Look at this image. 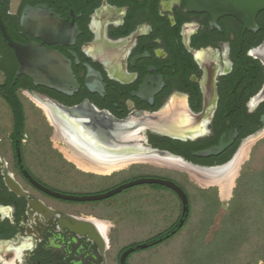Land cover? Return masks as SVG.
I'll return each mask as SVG.
<instances>
[{"label": "flooded vegetation", "instance_id": "af4514ba", "mask_svg": "<svg viewBox=\"0 0 264 264\" xmlns=\"http://www.w3.org/2000/svg\"><path fill=\"white\" fill-rule=\"evenodd\" d=\"M59 22L68 30L60 32ZM2 28L13 43L60 54L76 86L58 91L19 74ZM68 109L81 110V122L91 119L94 133L98 123L110 140L111 118L131 132L139 116L156 117L162 128L132 132L127 140L133 148L114 154L131 159L127 166L98 175L68 158L90 162L74 156L63 138H73L77 149L98 153L105 162L113 160L112 145L96 148L100 135L86 134ZM223 136L231 141L221 153L195 155L217 146ZM262 136L264 10L250 29L232 16L188 12L185 0H0V264H155L154 254L144 253L162 238L146 244L124 239L126 226L138 219L107 218L111 205L82 207L35 184L57 192L53 185L66 170L104 180L150 159L167 164L188 209L183 214L181 200L166 188L177 203L163 236L168 239L189 218L190 190L239 219V202H245L238 197L240 180ZM188 172L205 184L191 188ZM226 172L229 196L221 198L218 180Z\"/></svg>", "mask_w": 264, "mask_h": 264}, {"label": "rangeland", "instance_id": "374dc122", "mask_svg": "<svg viewBox=\"0 0 264 264\" xmlns=\"http://www.w3.org/2000/svg\"><path fill=\"white\" fill-rule=\"evenodd\" d=\"M251 146L252 144L249 148ZM169 167L150 159L112 179L104 180L66 170L64 174L59 175L53 189L66 195L92 196L141 178L174 181L175 176ZM246 173V177L240 180L241 191L238 193V197L245 201L239 202V219L233 220L231 216L222 214L214 201L204 199L209 197L208 195L202 197V194L198 195L194 190H190V215L182 230L147 249L144 254H154L155 264L264 262V139L257 142L256 148L253 149L252 157L246 164ZM185 177L191 188L205 184V181L193 172L186 173ZM106 204L112 207L105 211L107 218L114 219L119 215L129 214V218L138 219V224L126 226L124 239L139 244H146L151 239L164 235L174 221V218H171V209L176 210L177 207L169 190L158 189L154 185L135 186L104 200L78 203L82 207L93 206L101 209Z\"/></svg>", "mask_w": 264, "mask_h": 264}, {"label": "water", "instance_id": "95a60500", "mask_svg": "<svg viewBox=\"0 0 264 264\" xmlns=\"http://www.w3.org/2000/svg\"><path fill=\"white\" fill-rule=\"evenodd\" d=\"M185 10L188 12L207 13L213 18L232 16L236 18L240 23H242L246 28L251 29L255 25V19L257 14L264 10V0H185ZM66 30H68V25L59 22V31L62 32ZM2 31L5 39L8 41V45L14 50L15 56L18 59L19 74H25L31 79H33L36 83L51 87L58 91H65L71 86H76V82L73 78V74L70 69V64L60 54L34 44L21 46L17 43H13L8 37L5 29L2 28ZM73 36L74 34L71 35V38ZM36 70L37 72H35ZM65 111L70 117L74 119L75 123H78L79 126L85 127L84 132L86 134L94 133L91 128V119L89 124L81 122L80 119L83 118L81 110L79 111L77 109H68ZM155 118L156 117L139 116V121L136 120L137 125L134 131L139 132V130H141V128H144L145 126L152 127L156 130L161 129L162 126L160 125L158 127ZM110 122L112 126L111 140L108 139L107 136L103 135L102 131L100 132L98 130L99 124L97 123L94 134L100 136L99 138L97 137L95 139L96 148H98V146L103 147L104 142L106 144L110 142V144L112 145L113 156L115 153L122 152L125 149L130 150L131 148H133L132 146L134 145V143L128 140L130 139V134L134 131L131 132L127 130L123 122L117 121L113 118H111ZM123 132H125V134ZM230 141V138L223 136L217 146L199 152L195 155L203 158L216 156L229 145ZM122 154H124L125 156H130L129 153ZM156 154L165 159L170 158L169 154L164 152H159ZM28 178L31 180L29 176ZM31 182H33V180H31ZM140 185H159L161 187L174 191L181 200V203L184 207L183 214L187 212V197L185 193L174 182L161 178H141L133 180L121 186H118L106 193L92 196H74L61 194L57 192H52L47 188L35 184L36 187L55 198L72 202L100 201L117 195L125 189ZM159 242L160 240H157L153 244ZM145 247L146 245L138 246V248L140 249H144ZM128 253L129 251H126L123 256ZM123 256L121 258L122 261Z\"/></svg>", "mask_w": 264, "mask_h": 264}, {"label": "bare ground", "instance_id": "6f19581e", "mask_svg": "<svg viewBox=\"0 0 264 264\" xmlns=\"http://www.w3.org/2000/svg\"><path fill=\"white\" fill-rule=\"evenodd\" d=\"M60 137L63 138L61 135ZM63 140L69 145V148L73 152L72 154L74 156L80 155L81 157H86L87 159L90 160L88 164H83L81 163V161L73 158L72 156H68L70 160H72L79 168L83 169L86 172H91V173H95L98 175H109L112 172L118 171L120 169H124L129 163L128 161L131 160L129 158L120 159V158H117V156H112V159H113L112 161L105 162L103 161L104 157L100 156L98 153L77 149L76 148L77 143H75L73 138L69 139V137L65 135V138H63ZM120 156L125 157L124 154ZM114 159H117V161H114ZM229 172L224 173V176L222 178H219L218 180L219 181L218 188H219L221 198H227L229 196V188H228L229 177L227 176Z\"/></svg>", "mask_w": 264, "mask_h": 264}, {"label": "trees", "instance_id": "16d2710c", "mask_svg": "<svg viewBox=\"0 0 264 264\" xmlns=\"http://www.w3.org/2000/svg\"><path fill=\"white\" fill-rule=\"evenodd\" d=\"M154 187H156V188H160V189H165L164 187H161V186H159V185H154ZM197 193V192H196ZM198 195H199V192H198ZM163 236L164 235H161L159 238H162V240H165V238H163Z\"/></svg>", "mask_w": 264, "mask_h": 264}]
</instances>
